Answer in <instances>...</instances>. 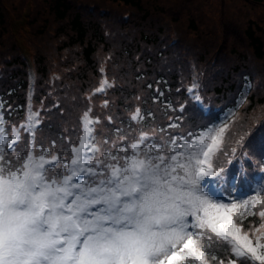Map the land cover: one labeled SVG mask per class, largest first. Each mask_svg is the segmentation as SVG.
I'll return each mask as SVG.
<instances>
[{
	"label": "trees",
	"instance_id": "16d2710c",
	"mask_svg": "<svg viewBox=\"0 0 264 264\" xmlns=\"http://www.w3.org/2000/svg\"><path fill=\"white\" fill-rule=\"evenodd\" d=\"M75 1L78 0H53L51 3L55 17L66 22L69 32L61 30L60 25L51 33L47 20L40 18L39 12L28 17L32 25L41 21L38 31L47 28L52 46L49 49L44 46L31 57L35 81L29 88L27 60L21 54L22 44L14 35L15 18L12 25L9 16L10 9L16 12L22 6L0 0V29L8 31L11 42L7 47L12 52L11 56H8L10 51L2 53L0 58V64L4 65L0 66V131L7 134L13 125L27 123L32 95L38 103L44 99L48 108L43 110L45 120L38 116L35 140L31 141L36 144L37 152L48 149L49 153L61 156L70 155V147L82 136L79 110L90 109L93 118H104L113 102L117 109L124 110L122 127L130 128L136 124V138L141 132H147L155 140H167L178 133L190 139L189 133L199 135L227 125L222 150L212 156L213 170L219 172L222 169L221 175L224 176L217 188L227 197L217 196L211 189L209 194L223 203H238L233 216L237 224L242 223L244 230L250 225L258 227L264 222L258 217L264 205L257 203L253 209L240 202L259 192L264 178V174L259 176L264 171V29L259 18L248 17L244 26L239 21L237 24V20L236 24H231V20L220 14L216 26L221 27H206L201 22L205 10H193V7L197 3L208 1L211 4L215 0H177L163 5L164 17L155 26L146 29L136 24L128 25L131 16L125 18V12L130 15L125 11L118 26L111 27L108 20L101 19L97 5L94 11L100 20L85 19L82 11H91L93 5L85 3L77 7ZM112 1H122L136 8L142 12V17L148 14L143 0ZM243 1L264 8V0ZM186 8L191 11L187 13ZM183 13H187L184 18ZM237 26L243 28L242 32ZM107 34L119 35V43L114 45L106 38ZM114 62L124 63L120 74L112 69ZM7 65H11V70L6 68ZM101 73L113 80L112 86L104 92L97 91V82L93 85L91 78ZM193 84L199 85L196 92L201 96V102L191 99L187 91ZM71 89L76 90V95L73 102L68 103L59 91ZM55 99H58L57 104ZM100 99L104 100L102 104ZM136 108L141 109L142 121L131 120L129 112ZM71 113L76 118L69 120ZM57 114L64 118L60 130L50 121ZM169 124L178 127L169 128ZM44 128H49L57 136L44 139ZM60 137L67 145L63 154L60 153L61 146L58 147ZM29 138L31 136L25 130L18 145L21 154L28 150ZM109 143L106 146L113 147L116 139L112 136ZM233 148L236 149L234 154ZM225 152L227 155L223 154ZM250 212L255 214L250 215ZM204 235L211 234L205 232ZM221 243L214 236L211 242L203 241L205 248L219 249L218 260L213 264H219L220 259L228 264L230 259V252L223 250Z\"/></svg>",
	"mask_w": 264,
	"mask_h": 264
},
{
	"label": "snow or ice",
	"instance_id": "6c2138e0",
	"mask_svg": "<svg viewBox=\"0 0 264 264\" xmlns=\"http://www.w3.org/2000/svg\"><path fill=\"white\" fill-rule=\"evenodd\" d=\"M111 86L104 80L97 91ZM198 88L187 91L201 102ZM38 116L30 114L21 126L32 141ZM143 119L136 108L131 120ZM81 123L82 136L67 156L37 152L34 144L21 154L20 132L0 131V264H211L219 249L203 241L213 236L230 252L228 264H264V222L253 241L234 219L238 203L209 194L224 179L212 156L222 150L227 125L189 133L190 139L178 133L155 140L141 132L114 152L103 147L107 139L97 142L99 120L90 109ZM261 196L264 178L260 191L240 203L255 209L264 205ZM258 217L264 221V210Z\"/></svg>",
	"mask_w": 264,
	"mask_h": 264
},
{
	"label": "rangeland",
	"instance_id": "374dc122",
	"mask_svg": "<svg viewBox=\"0 0 264 264\" xmlns=\"http://www.w3.org/2000/svg\"><path fill=\"white\" fill-rule=\"evenodd\" d=\"M4 2L8 3V2H12L14 5H20V7L22 6L21 10H17L15 12V18L16 22L14 24V30H15V35L18 37V41L22 44L23 47H20V50H24L25 53L28 55V57L30 58V62L32 65L31 70L33 71V75H35L34 73V68H33V62L31 61V57H33L37 50L42 51L44 49V46L46 49H49V47L51 46V35H49L47 33V28L45 29V31L41 32L38 31L37 27L39 25V23L41 22L40 20H37L35 22L34 25L30 24V22L28 21V17H31L33 15H35V12H39L40 18H45L47 20V27L49 26V30L51 33L54 32L55 28H57V26L62 25V27H60L61 30H65L67 32L68 31V26L66 24V22L60 21L59 18L55 17V13L54 11L51 9V3L53 0H30L29 2L27 0H3ZM173 2V1H177V0H143V4L145 6V9L147 10L148 14L145 17H142V12L130 7L129 5L124 4L122 1H112V0H78L75 1V4L77 7H80L83 4H92V5H97L99 8L101 9H106L107 11H104L101 14V19H113L116 24L113 25L112 22L109 23V25L111 27H117L118 26V21L121 18L120 13H124L125 11H129L131 12V21L128 25L131 24H136L137 26L140 27H147V26H155L156 24H158L164 17V13L163 11H161V9L163 8V5L169 3V2ZM22 3V4H21ZM219 3H221V5H219ZM253 2L251 1H247L244 2L243 0H215L214 2H212L210 4V2H206L203 4H194L195 7H193V10L195 8H202L205 10V13L202 17V24L206 27H218L216 26V23L219 22V15L223 14L228 20H231L232 23L236 24V20H237V24L238 21L239 23H242L244 26L246 24L247 18L248 17H253L255 19H258L259 22L262 25V29H264V8L259 6V5H255L252 4ZM186 12H190L191 9L190 8H186L185 9ZM223 10V12H222ZM187 13H183L182 17H186ZM26 14L25 19L23 16L21 15ZM82 14L84 16L85 19L88 18H97L100 20V18L98 17V14L96 11L91 10V11H87V10H83ZM21 16V17H20ZM224 25V24H223ZM132 26V25H131ZM59 29V30H60ZM147 29V28H146ZM241 27L237 26V30L242 32ZM8 31L4 30L2 31L0 29V58H2V53H5L7 51H10V49H8L7 44H9L11 42V38L8 35ZM90 34V32H89ZM119 35L116 36H111L110 34H107V39H109L114 45H116L117 43H119ZM263 38H264V34H263ZM49 45V46H48ZM10 53H12L10 51ZM9 56V54H8ZM121 63V61H120ZM120 63L116 64L115 62L113 63L112 69L117 72L118 74H120L121 72V66L124 64L122 63L121 65H119ZM11 64V63H10ZM0 66H4L3 64H0ZM115 67V69H114ZM6 68H8L9 70H11V65H7ZM89 75H92L91 72L88 73ZM28 75H30V72H28ZM47 77V76H46ZM92 78V84L94 85L95 82H97V89L100 87L102 81L107 80L110 84L113 82V80L111 78H109L105 73H101L100 75L97 76H91ZM108 89V88H106ZM64 95L65 99L68 103L73 102V99L75 98L76 95V90L75 89H71L70 91H59V95ZM80 96V95H79ZM78 96V97H79ZM77 97V99H78ZM55 104L58 103V99H55ZM104 102L103 99H100V104H102ZM96 105V103H95ZM29 107L31 109V114L34 113H38L39 117L42 118L43 120L46 119V114L43 110L47 109L48 107L44 104V99H42L39 103L36 102L33 99V95L32 98L30 99V103H29ZM110 111H112L118 121L114 124H108L107 122L102 123V125L105 127V133H104V137L102 139L98 138L99 140H97V142L102 143L105 139H107L110 142V138L113 135L119 134V133H127L130 138L127 139L124 142H119L117 143L116 147H111V146H106L103 145V147L105 149H110L114 152L117 151V148L123 144L124 146H127L128 144H130L131 142H134V138L137 137V126L136 124L134 126H131L130 128H125L122 127V123H123V113L124 110L122 108H118L117 109V104L115 102L110 104ZM85 111L83 109L79 110V114H78V119L81 120L82 114ZM76 115L74 113H71L69 115V120L70 119H75ZM94 118H98V120H100L101 117H97L95 116ZM52 123L55 124V128H57L58 130H60L62 128V125L64 123V118L63 116H61L60 114H57L56 116H53L52 119L50 120ZM22 125H24V122H20L19 124H15L11 127V131L13 129H17L20 132L21 137L24 134L25 129L23 127H21ZM82 125V124H81ZM121 129L120 132H118L117 130ZM50 136H57V134L53 131H51L49 128H44L43 129V138L47 139ZM134 139V140H132ZM119 139H116V141H118ZM59 146H61L62 151L60 152L61 154H63L64 152L67 151V145L65 143V141H63L60 137L59 140ZM2 144V143H1ZM34 144V143H33ZM110 144V143H109ZM36 145V144H34ZM108 145V144H107ZM11 153V152H10ZM13 164H16V160L13 158ZM256 186V185H255ZM246 231H250V236L253 239V241H255V236L252 235V233L255 232V227H251Z\"/></svg>",
	"mask_w": 264,
	"mask_h": 264
}]
</instances>
